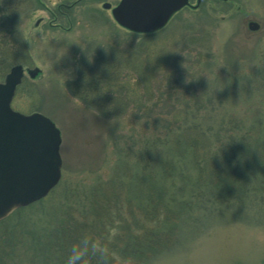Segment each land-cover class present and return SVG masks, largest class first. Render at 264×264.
<instances>
[{
  "label": "rangeland",
  "instance_id": "obj_1",
  "mask_svg": "<svg viewBox=\"0 0 264 264\" xmlns=\"http://www.w3.org/2000/svg\"><path fill=\"white\" fill-rule=\"evenodd\" d=\"M119 1L0 0V46L11 57L0 82L10 67L24 70L10 108L47 117L61 138L60 178L22 212L27 230L68 217L104 231L102 247L72 236L68 257L79 264H264V147L247 144L256 132L264 140V0H189L147 36L101 7ZM60 5L69 13L56 20ZM9 37L13 47L2 42ZM186 124L222 142L243 137L240 152L231 144L228 156L195 165L167 137ZM38 235L36 248L48 247ZM27 255L10 264H29Z\"/></svg>",
  "mask_w": 264,
  "mask_h": 264
},
{
  "label": "water",
  "instance_id": "obj_2",
  "mask_svg": "<svg viewBox=\"0 0 264 264\" xmlns=\"http://www.w3.org/2000/svg\"><path fill=\"white\" fill-rule=\"evenodd\" d=\"M201 0H197L198 4ZM189 0H120L114 7L107 2L113 21L135 34H151L162 29ZM255 31L258 24L249 22ZM0 82V220L15 209L44 198L60 178L61 143L59 130L45 116L23 115L11 110L14 90L20 84V65L9 69ZM38 69L27 70L33 78Z\"/></svg>",
  "mask_w": 264,
  "mask_h": 264
},
{
  "label": "trees",
  "instance_id": "obj_3",
  "mask_svg": "<svg viewBox=\"0 0 264 264\" xmlns=\"http://www.w3.org/2000/svg\"><path fill=\"white\" fill-rule=\"evenodd\" d=\"M68 13H69V9L60 5L54 11H52V17H54L55 19L56 17L58 18L59 16L66 17ZM9 34L11 35V31L9 32ZM154 34L155 33L145 34V35L147 36V35H154ZM10 37L7 38L8 39L7 43L5 41H2L7 47L9 43L11 44L12 47L15 44L14 37L12 38ZM3 52L4 51H2V47L0 46V69L1 70H4L5 68H7L5 65H7V63L10 62L9 60L11 59L10 56H5ZM110 63L111 61L107 63L108 67L111 66ZM6 72L7 71H5L4 74H6ZM112 74H113V71H112ZM100 79H102V82ZM112 79H113L112 75L111 77H109V73L107 74V72H103L102 78L99 77L98 81L100 80V83L102 84L103 89L108 90L109 87L112 88L111 87L112 84L114 85V82L112 81ZM258 124L260 125V122H258ZM190 132H196V135L194 137H190V134H189ZM167 134H169V136L167 137H169L170 139L172 138L171 145L173 146V152L175 153H179V152L185 153L186 152L187 153L188 150H190L191 153L194 154V156L192 155V158L194 160V164L197 166L204 165L206 162H208V160H215V158L218 157V155L220 154L219 150H220V146L222 142L221 140L222 137H219L217 133L209 134L208 132L203 130L201 126H198L195 124H186L182 129H180V127L178 126L173 131H169ZM259 134L260 133L256 132L253 135H249L250 138L249 137L247 138L248 139L247 144H249V146H251V148L253 149H256L258 146L264 147V140L261 139ZM242 138L240 139L239 142H237L233 136L228 138V142H231L230 145L231 144L233 145V149H235L236 150L235 152L237 153L240 152L239 151L240 149L237 148V146H240V144L243 143L242 141H244ZM160 143L167 144L168 141L163 140ZM230 151L231 150H229V147H228V150L224 151L222 155L227 154L228 156L230 154ZM159 160H160V164H164V166L161 167L160 171L164 173L165 176H169L167 175V169L164 167L166 166L165 164L169 165L170 162H167L166 157L159 158ZM151 189L152 188L149 187L148 190H151ZM25 209L27 208L23 207V208L17 209L14 212H12L9 216H7L5 219L0 221V248L5 247L4 249L2 248L0 249V264H6L7 263L6 261H8V264H10L11 261L14 262L15 259L19 258L20 254L23 253V251L29 254L27 255V258H26V259H29L30 257V259L27 261L29 264H79V262L78 263L71 262L70 261L71 257H68V256H72L71 253L75 252V249H76L74 248L75 247L74 243L71 242L72 236H74V234L76 235V237H78V239H81V236H82V240L89 241V246L87 247V249L91 247L92 245L91 243L95 244L97 243V240L99 239L104 240V241L108 239V235H106L104 231L100 233H93L92 231L91 233L92 229L88 227L87 225H83L82 227L76 229L75 224L72 222V219L68 217H64L65 222L58 221L56 223H50V225L46 224V225L40 226L39 228L37 227V229L34 231L33 230L28 231L26 228V224L23 222L25 220L24 219L25 217L23 216L22 212ZM62 220L64 221V219ZM40 233L45 236L46 238L45 240H47L46 245H49V246L48 247L38 246V248L41 250V253L40 254L37 253L34 255L35 248L37 247L35 245V242H36V239H39L38 234ZM107 234H109V232ZM52 240L53 242L57 241L61 243L59 245L57 243V245L52 246V244L50 243V241ZM137 242H135L136 245H134L132 249L133 252L135 253L133 258L130 257L132 259L136 258V256H139L138 253L140 252L139 250L140 247L138 248L137 245L139 246L140 244L139 243L137 244ZM95 246L102 247L106 245L95 244ZM51 248H52L51 250L52 260L50 261V260L44 259L42 253L46 249H51ZM87 249L85 251H87ZM53 250H56L57 252V257L56 255H54L56 258H53V253H54ZM59 256H62V258L58 259ZM84 261H86L87 263V260L84 259L83 262Z\"/></svg>",
  "mask_w": 264,
  "mask_h": 264
},
{
  "label": "clouds",
  "instance_id": "obj_4",
  "mask_svg": "<svg viewBox=\"0 0 264 264\" xmlns=\"http://www.w3.org/2000/svg\"><path fill=\"white\" fill-rule=\"evenodd\" d=\"M94 54V53H93ZM61 57H63V56H65V55H67V50L66 51H64L62 54H59ZM85 55H86V58L88 59V61L89 62H91L92 61V59H93V55H92V58H91V60L89 59V56H88V54H87V52L85 53ZM71 70H69V72H70ZM230 143L231 142H228V141H223V142H221V146H220V155L219 156H222V153L224 152V151H227L228 150V146L230 145ZM239 159H241V161H242V157H239Z\"/></svg>",
  "mask_w": 264,
  "mask_h": 264
},
{
  "label": "flooded vegetation",
  "instance_id": "obj_5",
  "mask_svg": "<svg viewBox=\"0 0 264 264\" xmlns=\"http://www.w3.org/2000/svg\"><path fill=\"white\" fill-rule=\"evenodd\" d=\"M52 14V13H51ZM12 31V30H11Z\"/></svg>",
  "mask_w": 264,
  "mask_h": 264
}]
</instances>
